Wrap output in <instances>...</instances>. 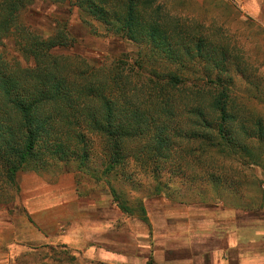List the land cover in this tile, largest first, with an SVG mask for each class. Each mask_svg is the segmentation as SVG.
Listing matches in <instances>:
<instances>
[{
	"label": "trees",
	"instance_id": "trees-1",
	"mask_svg": "<svg viewBox=\"0 0 264 264\" xmlns=\"http://www.w3.org/2000/svg\"><path fill=\"white\" fill-rule=\"evenodd\" d=\"M37 1L65 5L67 15L75 8L90 33L97 34L98 25L135 45L139 62L117 60L101 74L84 60L55 54L75 41L60 20L51 22L46 37L32 31L24 17ZM157 10L154 0H0V200L4 181L14 186L16 173L29 164H84L95 151L113 168L107 173L128 155L144 156V166L157 171L175 139L246 155L250 141L264 142L260 119L239 124L244 137L237 138L227 48L200 25L165 21ZM141 140L136 150L126 146Z\"/></svg>",
	"mask_w": 264,
	"mask_h": 264
},
{
	"label": "rangeland",
	"instance_id": "rangeland-1",
	"mask_svg": "<svg viewBox=\"0 0 264 264\" xmlns=\"http://www.w3.org/2000/svg\"><path fill=\"white\" fill-rule=\"evenodd\" d=\"M154 6L165 21L179 20L182 24L196 26L194 28L200 25L204 33L213 37L214 44L226 47L232 55L234 63L229 78L237 138L243 140L238 125L245 120L260 119L264 125V0H154ZM64 8L67 7L56 8L48 2L37 1L24 17L32 31L42 37L50 34L53 20L65 22L75 44L56 50L55 54L84 60L94 69L98 68L99 73L105 72L117 60L129 66L139 62L135 45L106 35L98 25H95L98 33H90L75 8L68 15ZM5 45L6 52L13 50L11 41H6ZM19 61L24 65L21 59ZM188 78L192 82L197 80L194 76ZM246 126L248 129L251 124L246 123ZM91 139L98 138L93 136ZM144 143L141 140L126 146L132 151ZM249 148L248 156L237 149L210 147L198 139H175L168 157L157 160V171L152 168L154 166L150 169L144 166V156L136 161L128 155L124 165L107 173L106 170L113 168L103 160L99 162L95 151L84 164L78 160L43 167L29 164L16 173L14 186L10 187L4 181L7 192L0 200V264H90L83 257L75 256V253L84 252L87 242L80 235L79 243H75L77 237L72 236V215L65 211L67 206H51L46 215L27 211L21 188L23 178L27 176L36 177L46 185H55L67 177L70 178L66 182L68 187L72 186L73 178L82 213L89 214L90 205L104 203L108 209H92L96 219H111L114 226L125 220L130 231L134 217L140 221L134 230L139 226L142 245L146 238L151 243L153 238L160 237L165 212L177 205H187L194 211L207 207L204 210L213 212L217 203L227 204L226 200L231 197L241 210L236 217L238 222L249 220L244 213L251 212L245 210L244 205L252 204L253 220L264 226V142L250 141ZM110 183L116 188L115 197L111 194ZM66 188L62 190L72 195V187ZM54 212L57 218L53 217ZM76 221L82 227L86 223L83 217ZM101 235L120 238L115 230L99 232L98 236ZM208 244L213 245L212 240ZM139 253L142 259L147 257L144 249ZM144 264H153L151 258Z\"/></svg>",
	"mask_w": 264,
	"mask_h": 264
},
{
	"label": "crops",
	"instance_id": "crops-1",
	"mask_svg": "<svg viewBox=\"0 0 264 264\" xmlns=\"http://www.w3.org/2000/svg\"><path fill=\"white\" fill-rule=\"evenodd\" d=\"M69 181L70 178L64 177L55 185H46L36 177H24L22 199L28 212L40 215H46L45 212L51 206H67L65 211L68 210L72 215V236L77 237L75 243H79L80 235L87 242L84 252L75 253V256L83 257L90 264H144L149 258L153 264H264V226L253 220L252 204L244 205V209H249L251 213H244V217L248 216L249 220L241 222L236 218L241 210L231 197L226 200L227 204L222 201L217 203L213 212L204 210L207 207L194 211L187 205L171 206L164 214L160 237L153 238L151 243L146 238L142 245L139 226L134 230L135 225L140 224L139 220L132 217L131 231L125 220L117 226L111 219L97 220L92 209H108L104 203L90 205V213H82L74 179L72 195L62 190L66 187L71 189L66 183ZM112 209L117 208L112 206ZM53 217L57 218L56 212ZM81 217L86 219L84 227L76 221ZM112 230L120 238L98 236L99 232L112 233ZM206 240H212L213 245H209ZM98 245L100 247H96ZM143 249L147 255L144 259L139 253Z\"/></svg>",
	"mask_w": 264,
	"mask_h": 264
}]
</instances>
